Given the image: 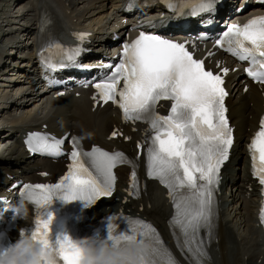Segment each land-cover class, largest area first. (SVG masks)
Masks as SVG:
<instances>
[{
	"label": "snow or ice",
	"instance_id": "1",
	"mask_svg": "<svg viewBox=\"0 0 264 264\" xmlns=\"http://www.w3.org/2000/svg\"><path fill=\"white\" fill-rule=\"evenodd\" d=\"M162 2L178 17L185 14V9H188V15L196 17L215 13L218 0ZM134 6L135 0H129L128 9ZM47 23L46 18L42 20V29ZM149 26L157 25L150 22ZM139 27L143 28L144 24ZM74 35L83 41L87 34ZM215 43L238 60L248 61L249 67L244 71L255 82L264 85V16L254 17L243 25H227ZM189 44L193 48L191 51ZM54 49L60 56L58 63L52 61L51 55L43 57L45 66L53 71L75 64L83 50L79 46L66 48L59 42L50 41L44 52L51 53ZM194 50L195 42L181 43L154 31L142 30L131 43L122 44L118 63L105 65L111 72L92 82L91 86L96 90L92 99L97 105L111 102L120 109L125 123L147 125L143 140L137 143V148L144 150L146 176L158 180L168 190L174 209L169 226L174 230L177 246L186 251L191 264H207L210 260L207 245L214 238L217 218L214 194L221 167L228 160L233 145V130L225 106L228 92L224 77L229 68H220L219 62L218 72L206 68L205 59L196 58ZM56 83L59 81H50V84ZM161 101L170 102L167 114L158 111ZM122 135L119 130H113L109 139ZM26 143L32 152L52 157L67 154L70 160L66 173L56 182L24 183L19 195L36 208L31 235L51 248L56 264H78V252L72 248L69 237L58 238V247L52 245L50 225L54 215L46 213V209L54 196L65 201H85V207L96 204L102 197H111L117 182L114 169L121 165L131 167L129 195L139 198V155L132 159L122 151L110 152L95 145L85 151L76 137L70 140L72 150L65 153L64 139L45 133L29 134ZM248 150L253 176L264 185V117L260 119L259 129ZM41 175L47 177L48 173ZM120 218L127 221L130 234L117 233L115 222ZM260 220L264 223V206ZM109 221L108 239L114 246L147 240L152 245L145 254L147 264H179L151 223L123 216H110Z\"/></svg>",
	"mask_w": 264,
	"mask_h": 264
},
{
	"label": "bare ground",
	"instance_id": "2",
	"mask_svg": "<svg viewBox=\"0 0 264 264\" xmlns=\"http://www.w3.org/2000/svg\"><path fill=\"white\" fill-rule=\"evenodd\" d=\"M12 1L15 6L21 5L27 7L23 12L14 17L13 14L9 15L12 13L11 11L13 9L7 10L6 6L5 10L9 12L8 17H10V19L3 18L0 14V31L8 30L11 25H14L15 21H19V23L25 25L27 23H32L38 10L49 7L48 0ZM99 1L100 0H53L56 7L53 13L57 19L58 26L67 29L69 25L72 24L70 19H76L74 24L78 25L80 19L86 16L89 17V21L102 20L99 15L92 16L93 14H98L101 8ZM2 2L5 3L6 0H0V6ZM0 12H2V8H0ZM64 13L68 14L66 15ZM19 23H15V26H18ZM19 27L23 28L21 24ZM89 30H93V28L89 27ZM23 32L26 37L31 35L30 31L24 30ZM6 38H8V35L5 36V39ZM1 47L0 45V51H4ZM28 47H30L28 42L25 41L21 43V50L27 51L29 49ZM16 60L17 59L14 61ZM25 61L28 62V60ZM1 69L2 66L0 65V70ZM231 88L232 93L228 97L227 104L228 106H232L235 110L233 112L235 118L242 119L245 117V115H242V112L248 111L249 101L258 99V95H255V92L249 88L244 94H241L240 86L237 83H232ZM24 93L25 91L21 90L19 96L24 95ZM28 95L30 101H24L23 104L13 102L8 106H0V131L5 132V134L2 135L5 136V139H0V160L5 159L2 165L5 168L10 166V168L13 169L16 167V161H21V159H12L16 153L19 154L13 144L18 126L26 127L31 124L44 122L47 118L52 124H60L63 128L72 126L75 130L90 132L93 138H96L97 134L104 126L108 127L109 120L106 109L101 110L96 122H91L89 124L84 117V106L80 101H74L69 98L52 101L49 102V110L46 113H41L43 109L41 108L37 111L36 104L44 102V100H42L44 95L38 96L36 93L31 94L29 92ZM8 97L9 96H3L0 99H7ZM15 110L21 111L16 114ZM241 152L242 151L237 148L232 153L233 158L225 164L221 170V189L228 184L235 181L237 182L232 186V189H234L232 195L225 198V192L223 190L222 196L220 197V201L223 205L219 213L218 238L216 243L211 247V253L215 264H264V241L261 238L259 230L254 226L253 208L255 206V200L252 199L249 201L246 204V208L242 201L243 191L241 189V184L244 181L249 183V181L246 176L245 165L240 164L239 167ZM104 202L103 205H101V202H98L96 206L91 209L93 217L104 212L119 210L139 215H146L148 211H154L160 216H167L169 213V207L161 192L152 184L147 185L146 196L142 197L139 201H130L126 199L121 189H118L110 199Z\"/></svg>",
	"mask_w": 264,
	"mask_h": 264
},
{
	"label": "clouds",
	"instance_id": "3",
	"mask_svg": "<svg viewBox=\"0 0 264 264\" xmlns=\"http://www.w3.org/2000/svg\"><path fill=\"white\" fill-rule=\"evenodd\" d=\"M85 135L91 137L92 133ZM28 202L21 197L13 207V212L19 219H27ZM69 243L78 252V264H147L145 254L152 247L147 240H134L114 246L108 238L97 240L92 237L70 239ZM0 264H56V257L43 241L32 235L22 234L11 247L0 250Z\"/></svg>",
	"mask_w": 264,
	"mask_h": 264
},
{
	"label": "rangeland",
	"instance_id": "4",
	"mask_svg": "<svg viewBox=\"0 0 264 264\" xmlns=\"http://www.w3.org/2000/svg\"><path fill=\"white\" fill-rule=\"evenodd\" d=\"M5 6V8H4V6ZM100 5V4H99ZM6 6H7V10H12V13H10L9 15H12L13 13V16L15 17V15H17V13L20 11L19 10V8H21V7H23V6H15L14 5V2L12 1V0H6V2L4 3V2H2V4H1V6H0V8H2V12H0V14L3 16V18L5 17V18H7V19H10V17H8V15H5L6 13H9V12H6ZM9 6V7H8ZM97 6H98V3H97ZM19 7V8H18ZM25 10V8L23 9V11ZM16 12V13H15ZM4 25V24H3ZM1 26V25H0ZM12 26V25H11ZM7 28V27H6ZM5 77V78H4ZM9 78H14V77H12V76H10V75H4L3 77H2V79L0 80V96H2V95H5V94H8V96H11L10 98L12 99V100H15L14 98H15V96H14V94H15V90L16 89H14V88H12L11 89V87H8V88H6V87H4V86H2L3 84H5V81L7 80V79H9ZM10 82V81H9ZM8 84V83H7ZM17 85H19L18 83H15V84H13V86H17ZM3 93V94H2ZM20 98H21V96H19ZM20 98H17V99H19L20 100ZM4 101V100H3ZM17 103H20L19 101H17ZM21 104V103H20ZM38 104H40V103H38ZM19 110H17V112H18ZM16 112V113H17Z\"/></svg>",
	"mask_w": 264,
	"mask_h": 264
}]
</instances>
